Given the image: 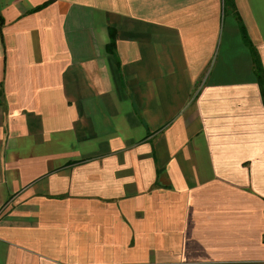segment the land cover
Wrapping results in <instances>:
<instances>
[{
  "label": "crops",
  "instance_id": "0c3cea01",
  "mask_svg": "<svg viewBox=\"0 0 264 264\" xmlns=\"http://www.w3.org/2000/svg\"><path fill=\"white\" fill-rule=\"evenodd\" d=\"M232 1L0 0V264H264V0Z\"/></svg>",
  "mask_w": 264,
  "mask_h": 264
},
{
  "label": "trees",
  "instance_id": "16d2710c",
  "mask_svg": "<svg viewBox=\"0 0 264 264\" xmlns=\"http://www.w3.org/2000/svg\"><path fill=\"white\" fill-rule=\"evenodd\" d=\"M226 3H227V5H231L232 7H235L232 0H226ZM42 7H44V6L37 7L36 9H41ZM241 28H242L244 38L246 39V41L250 42L248 35H247V31H246L245 26L243 24H241ZM114 41H115V38L112 37L109 45L114 47ZM253 56H254L255 70H256V74H257L258 83L260 85L261 93H262V96L264 99V68H263V65H262V62H261V59H260V56L258 55V53L255 52L253 54Z\"/></svg>",
  "mask_w": 264,
  "mask_h": 264
}]
</instances>
